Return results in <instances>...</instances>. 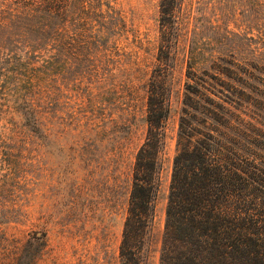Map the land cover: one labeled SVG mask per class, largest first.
I'll return each mask as SVG.
<instances>
[{
    "label": "rangeland",
    "instance_id": "374dc122",
    "mask_svg": "<svg viewBox=\"0 0 264 264\" xmlns=\"http://www.w3.org/2000/svg\"><path fill=\"white\" fill-rule=\"evenodd\" d=\"M111 3L128 31L105 34L115 47L94 51L100 68L86 78L80 58L55 61L51 38L37 40L14 1L0 0V264H21L33 232L44 246L22 264H118L161 31L159 0ZM173 24L170 112L141 264H158L189 51L233 46L264 62V0H178Z\"/></svg>",
    "mask_w": 264,
    "mask_h": 264
},
{
    "label": "trees",
    "instance_id": "16d2710c",
    "mask_svg": "<svg viewBox=\"0 0 264 264\" xmlns=\"http://www.w3.org/2000/svg\"><path fill=\"white\" fill-rule=\"evenodd\" d=\"M13 1L37 40L51 38L55 61L80 58L86 78L100 68L94 51L115 47L105 34L128 31L111 0ZM177 3L159 0L161 36L143 84L146 131L131 165L118 264L142 263L152 227ZM224 50L189 51L158 264H264V62ZM22 246L21 264L41 252L44 233Z\"/></svg>",
    "mask_w": 264,
    "mask_h": 264
}]
</instances>
